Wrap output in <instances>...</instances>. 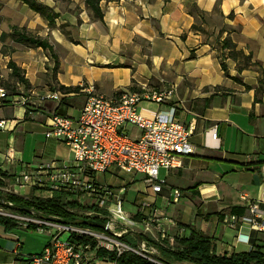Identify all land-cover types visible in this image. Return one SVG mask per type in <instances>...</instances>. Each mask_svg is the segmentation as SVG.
Returning <instances> with one entry per match:
<instances>
[{"label": "crops", "instance_id": "crops-1", "mask_svg": "<svg viewBox=\"0 0 264 264\" xmlns=\"http://www.w3.org/2000/svg\"><path fill=\"white\" fill-rule=\"evenodd\" d=\"M39 1L59 12L54 25L21 0H0V35L15 25L25 27L47 38L56 55L13 38L0 39V49L13 48L0 53V59L14 61L28 80L24 94L0 100V120L5 123L0 126V171L6 173L1 176L2 193L10 189L25 198L51 197L38 188L17 190L15 177L30 163L70 159L69 146L45 134L53 110L77 117L91 93L117 99L120 92L151 94L174 88L168 100L143 99L139 108L146 115L174 108L175 118L191 127L193 152L184 157L181 168H162L166 183L158 193L148 186L146 175L138 173L146 184L137 190V210L146 202L143 196H154L147 202L154 203L164 222L172 218L188 233L186 225L194 226L213 238L217 253L247 251L254 242L264 250V231L251 230L247 223H227L233 206L249 214L252 203L258 204V220L264 221V92H256L264 68V0H98L101 16L87 0ZM227 38L235 50L251 56L249 65L239 67L225 45ZM5 67V78H10L12 69ZM59 85L79 89L63 92ZM51 92L60 93V99H42ZM30 134L39 138L33 162L27 153ZM138 174L112 166L96 178L124 187L125 201ZM172 188L183 190V198L173 202ZM159 197L174 204L172 216L158 207ZM29 230L35 229L17 223L7 227L0 221V264H30L28 256L44 249L47 242L41 234L31 233L35 243L21 239ZM175 232L170 227V233Z\"/></svg>", "mask_w": 264, "mask_h": 264}, {"label": "built area", "instance_id": "built-area-1", "mask_svg": "<svg viewBox=\"0 0 264 264\" xmlns=\"http://www.w3.org/2000/svg\"><path fill=\"white\" fill-rule=\"evenodd\" d=\"M174 91V88L151 94L126 91L117 99L91 93L77 117L62 114L56 109L51 112L45 134L64 141L76 163L67 165L65 161L53 160L38 167L27 166L17 174L15 183L46 190L50 196L65 193L78 202L79 206L70 210L79 218L106 222L107 227L67 223L57 215L43 216L34 210L25 213L0 203L1 216L28 228L47 231L50 236L41 252L28 256L30 264H117V259L111 254L119 257L126 251L155 264H169L161 258L160 245L171 248L175 240L189 234L187 229L178 226L172 218L165 217L167 221L164 222L152 202L141 204L135 213L140 215L137 220L135 215L124 209L125 188L100 182L96 177L116 166L127 174L146 175L148 186L155 193L162 190L166 180L159 179V170L172 171L183 166L184 157L193 152L192 130L175 118L174 108L146 115L139 108V103L143 99L162 103ZM8 96L5 88L0 87V100ZM49 98L59 100L60 93L51 92L42 99ZM128 125L139 128L138 137L129 135ZM0 126H4V120H0ZM212 138L219 146L217 132L212 134ZM5 191L15 193L10 189ZM181 196L182 191L175 188L169 198L176 202ZM0 202L12 204L1 196ZM248 211L249 214H231L227 223H247L251 230L264 231V221L258 220L261 217L258 204L252 203ZM137 222L144 224L143 230L135 227ZM170 227L176 228L174 234L170 233ZM124 236L136 239V244L127 243ZM237 238L241 240L242 234ZM243 239L249 241L250 234Z\"/></svg>", "mask_w": 264, "mask_h": 264}, {"label": "trees", "instance_id": "trees-1", "mask_svg": "<svg viewBox=\"0 0 264 264\" xmlns=\"http://www.w3.org/2000/svg\"><path fill=\"white\" fill-rule=\"evenodd\" d=\"M21 1L27 3L31 9L47 19L50 26L55 24V19L59 16V12H56L52 7L40 2L39 0ZM97 2L98 0H87V3L94 10L95 15L101 16V10L97 6ZM7 36L12 37L17 42L25 43L29 46H40L43 49H48L51 51L53 56H56L52 48V44L48 41L47 38H43L41 36L27 32L25 27L15 25L12 27V31L10 33L3 32L0 35V39H4ZM225 45L229 46L231 56L239 60L238 62L240 68L250 64L249 62L251 61V56L249 54L246 55L241 51L235 50L234 45L231 44V41L228 38L226 39ZM255 63L262 67L258 62H254V64ZM9 67L12 69V75L16 76L21 82L24 83L25 86H27L28 80L23 76L21 68L12 60L9 61ZM58 88L63 92L76 91L79 89V87L77 86L65 85H59ZM6 91L8 95L11 96L10 92L8 90ZM256 92L257 96L259 93L264 92L263 67L262 76L259 80ZM122 93L124 92H120L119 94ZM257 99L259 98L257 97ZM1 176H6V173L0 171V186H3L5 182L2 180ZM0 196L5 200L12 202L13 207L18 208L20 211L25 213L29 212L30 210H34L39 213V215H57L62 220H73L79 218V215L76 212L70 210L79 206L78 202L73 199H68L67 202H62L61 199L57 198L56 196L40 197L33 195L30 198H25L15 193L3 194L1 190ZM230 213L243 215L245 213V208L233 206L230 209ZM135 218L139 220L140 215L136 214ZM0 221L3 222L7 227L16 224L12 220L1 215ZM186 226L190 229V233L176 240L177 249H172L160 245L161 258L165 262L169 264H264V250L262 245L255 244L254 242V247H252L250 250L232 252L229 255L220 254L215 252V244L211 236L202 233L192 225ZM123 239L126 240L129 244H136V239H131L125 236L123 237ZM101 253L106 254V251L101 250ZM111 256L112 258L117 259V264H155L152 261H149L142 256L130 251L123 252L119 257H116L115 253H112Z\"/></svg>", "mask_w": 264, "mask_h": 264}, {"label": "rangeland", "instance_id": "rangeland-1", "mask_svg": "<svg viewBox=\"0 0 264 264\" xmlns=\"http://www.w3.org/2000/svg\"><path fill=\"white\" fill-rule=\"evenodd\" d=\"M11 39L12 37H10V36H7L6 38H4V39ZM24 45H26L25 43H23ZM52 48H53V50H54V47H53V45H52ZM13 50V48L11 47V46H6V45H4L1 49H0V53H3V54H5V53H7V52H11ZM50 51V50H49ZM51 52V51H50ZM55 53V52H54ZM5 65L7 66V67H9V62L7 63L6 61H4V59H0V87H3V88H6L5 90H8L9 92H10V94L11 95H20V94H24V93H22V92H25L24 91V83L23 82H21L16 76H13L12 75V73L9 75L10 76V78L9 77H7V78H5V73L4 72H6L5 70H7L6 69V67H5ZM24 76V75H23ZM10 96V95H9ZM25 98V97H24ZM25 99H28L27 97L25 98ZM143 102V101H142ZM155 104H156V102H155ZM74 114H76L77 113V111H75V112H73ZM78 114V113H77ZM76 114V115H77ZM80 114V113H79ZM78 114V115H79ZM77 115V116H78ZM4 125H5V123H4ZM127 129H128V131H129V135L132 137V138H136V137H138L139 136V134H140V130H139V128H137V127H135V126H132V125H128L127 127H126ZM39 138H38V136L36 135V134H30V137L28 138V143H27V149H28V151H27V153L29 154L30 153V155H31V159H30V161L31 162H33L34 161V156H33V154H34V152H33V149H34V147L36 146V144H37V140H38ZM53 160H55V158H46V159H44V160H42L43 162H51V161H53ZM66 163H67V165H72V164H74V163H76L75 161H74V157H73V154H71V157H70V159H68L67 161H65ZM27 166H29V167H38L37 166V164H33V163H30V164H27ZM166 170V169H165ZM165 170H163L162 168L160 169V171H159V179H163L164 177V173L166 172ZM20 173V172H19ZM18 173V174H19ZM102 174H104V173H102ZM139 174H141V173H139ZM138 174V175H139ZM109 174H107V175H105V177L107 178H109ZM142 177V175H139L138 176V180L137 181H135V183L134 184H129V187H128V193L126 194V197H125V201H124V209L128 212V213H133V212H135L136 210H137V207L135 206L136 204L134 203L135 202V196H136V194L138 193L137 192V190L138 189H141L142 187H145V182L143 181V180H141L140 178ZM114 184L115 183H117V180L115 179V180H113V179H110ZM17 188V190L19 189V190H21V191H24L23 189V187H19V186H17L16 187ZM175 188H172L171 190H174ZM183 191V190H182ZM3 194H6L5 193V191L3 192ZM29 196H31V195H29ZM28 196V197H29ZM183 196L184 195H182V197H180V199L181 198H183ZM62 196H58L57 195V198H61ZM144 197V200H146V202L147 201H154L155 200V198H154V196H143ZM68 197H62L61 198V201L62 202H67L68 201ZM143 200V201H144ZM142 202V201H141ZM170 201H168L166 198L164 199L163 197H159L158 198V200H157V205H158V207H160L161 209H163L164 211H166V215L167 216H172L173 215V205L174 204H168ZM145 203V202H144ZM168 204V205H167ZM135 227L137 228V229H139V230H143L144 229V224H142V223H140V222H137L136 224H135ZM130 228H132V227H129L128 229H130ZM29 232L30 233H26V234H21V239L22 240H25L26 238H28V240H32V242H36L37 241V238H36V236H33V235H31V233H33V232H36L37 234H41V235H43L44 236V239L46 240V242L49 240V238H50V236H49V234L47 233V231H39V230H32V231H30L29 230ZM64 236H66V234H64ZM64 236H62V237H64ZM172 249H177V241L175 240V242H174V245L171 247Z\"/></svg>", "mask_w": 264, "mask_h": 264}, {"label": "water", "instance_id": "water-1", "mask_svg": "<svg viewBox=\"0 0 264 264\" xmlns=\"http://www.w3.org/2000/svg\"><path fill=\"white\" fill-rule=\"evenodd\" d=\"M3 203L9 207L15 208V207H13L12 204L5 203V202H3ZM64 222L73 223V224H87V225H91V226L99 227V228H106L107 227L106 222H99V221H96V220L90 219V218H77V219H73V220H64ZM130 231L132 233L136 234L134 230L131 229Z\"/></svg>", "mask_w": 264, "mask_h": 264}]
</instances>
